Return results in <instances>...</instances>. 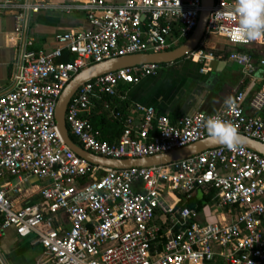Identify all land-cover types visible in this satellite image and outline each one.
Instances as JSON below:
<instances>
[{
    "label": "built area",
    "instance_id": "built-area-1",
    "mask_svg": "<svg viewBox=\"0 0 264 264\" xmlns=\"http://www.w3.org/2000/svg\"><path fill=\"white\" fill-rule=\"evenodd\" d=\"M234 0H214L205 26L234 46L261 47L260 87L241 106L216 112L193 111L170 119L153 106L136 104L134 116H122L124 128L114 142L101 140L86 117L94 100L118 96L123 85L154 74L160 64L120 68L82 83L67 104L65 127L79 145L108 158H139L171 151L207 137L209 116L219 115L239 133L264 143V42L247 41L231 11ZM53 8L84 13L89 27L70 29L49 50L26 43L12 88L0 94V234L12 227L32 237L45 255L41 264H264V157L238 145L218 146L183 160L148 167L105 168L71 151L62 141L54 113L68 81L81 69L109 58L171 50L195 28L201 0H80L49 5L45 1L0 2V15L13 13L22 33L27 12ZM204 35V37H205ZM204 39V38H203ZM67 54L71 60L63 61ZM186 57L208 68L213 53L201 40ZM244 74L253 70L248 52L229 54ZM126 99L125 92L119 94ZM44 186L41 201L15 206L12 196L24 180ZM212 186L216 199L201 211L178 208L201 187ZM209 212L214 220L200 222Z\"/></svg>",
    "mask_w": 264,
    "mask_h": 264
},
{
    "label": "crops",
    "instance_id": "crops-1",
    "mask_svg": "<svg viewBox=\"0 0 264 264\" xmlns=\"http://www.w3.org/2000/svg\"><path fill=\"white\" fill-rule=\"evenodd\" d=\"M4 0H0L2 2ZM20 4L35 3L38 0H13ZM42 1V0H40ZM49 5L80 0H43ZM117 2L120 0H106ZM16 21L13 13L0 15V94L8 92L19 69L23 52L28 40L35 49H51L55 38L70 29L89 27L84 13L47 8L37 12L29 11L25 15L22 33L15 30ZM203 43L213 57L208 61V68L186 56L170 63L159 65L152 75L143 76L132 85H123L121 92L129 101L128 114L138 119L133 106H153L156 112L175 119L193 111L216 112L225 106V99L238 90L244 91L241 102L245 113L253 115L249 101L260 87L263 71L258 64L262 55L261 47L247 46V52L253 61V70L244 74L240 66L230 59L233 51H241L243 46L229 44L224 37L211 33L203 37ZM246 48V47H245ZM246 52V51H245ZM264 118V109L259 113ZM44 182L28 177L24 180L20 192L12 196L15 206L30 201L40 203V190ZM205 218L214 220L209 212ZM45 259L42 247L32 237H18L12 227L0 234V264H41Z\"/></svg>",
    "mask_w": 264,
    "mask_h": 264
},
{
    "label": "water",
    "instance_id": "water-1",
    "mask_svg": "<svg viewBox=\"0 0 264 264\" xmlns=\"http://www.w3.org/2000/svg\"><path fill=\"white\" fill-rule=\"evenodd\" d=\"M213 2L214 0H201L202 9L200 11L197 24L190 36L179 46L171 50L162 52L136 53L109 58L100 62L92 63L77 72L64 86L57 99L55 107V123L63 143L71 151H73L81 158L87 160L88 162L100 167L114 169L148 167L167 164L183 160L187 157L193 156L210 148L225 146L219 141L212 140L207 136L204 139L167 152L156 153L139 158H108L93 154L83 149L78 143L73 141L68 134L64 120L67 104L69 103L77 88L82 83L101 74L115 71L120 68L138 66L147 63L164 64L174 62L194 50L205 35V26ZM239 134L241 139L238 145L250 148L264 157V143L255 140L245 134Z\"/></svg>",
    "mask_w": 264,
    "mask_h": 264
},
{
    "label": "clouds",
    "instance_id": "clouds-1",
    "mask_svg": "<svg viewBox=\"0 0 264 264\" xmlns=\"http://www.w3.org/2000/svg\"><path fill=\"white\" fill-rule=\"evenodd\" d=\"M231 11L238 20L240 34L247 41L264 42V0H234ZM229 110L235 107L231 97L224 101ZM208 138L219 141L231 150L240 142L238 128L219 115L209 116L205 122Z\"/></svg>",
    "mask_w": 264,
    "mask_h": 264
},
{
    "label": "trees",
    "instance_id": "trees-1",
    "mask_svg": "<svg viewBox=\"0 0 264 264\" xmlns=\"http://www.w3.org/2000/svg\"><path fill=\"white\" fill-rule=\"evenodd\" d=\"M246 47V48H245ZM240 48L241 51H248L247 46ZM33 48V47H32ZM35 49V48H33ZM61 60H71V57L67 54H64ZM163 65V64H160ZM122 93L121 90L118 91V96L108 98L107 96H102L101 99L94 100L90 106L86 117L91 121L94 129L98 131V137L101 140L108 142H114L117 140L121 134L124 125L123 117L114 116L111 114L110 109H105L103 107V100H108L111 104V107L114 110H119L120 114L126 113L130 104L127 99H120L119 94ZM70 137L73 141L79 144V141L70 134ZM216 199V190L212 186L201 187L196 189L190 199L181 200L177 206L178 208L189 207L194 208L197 211H201L206 205L212 203Z\"/></svg>",
    "mask_w": 264,
    "mask_h": 264
},
{
    "label": "rangeland",
    "instance_id": "rangeland-1",
    "mask_svg": "<svg viewBox=\"0 0 264 264\" xmlns=\"http://www.w3.org/2000/svg\"><path fill=\"white\" fill-rule=\"evenodd\" d=\"M183 42H184V41H183ZM183 42H182V43H183ZM199 220H200V222L210 221V220H208L207 218L203 217V214L200 216Z\"/></svg>",
    "mask_w": 264,
    "mask_h": 264
}]
</instances>
